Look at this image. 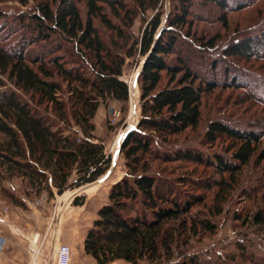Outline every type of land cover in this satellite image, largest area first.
<instances>
[{"label":"trees","instance_id":"obj_1","mask_svg":"<svg viewBox=\"0 0 264 264\" xmlns=\"http://www.w3.org/2000/svg\"><path fill=\"white\" fill-rule=\"evenodd\" d=\"M163 1L34 0L31 11L17 17L33 37L10 49L0 39V193L21 208L24 203L4 182L21 179L34 195L53 197L106 174L110 158L95 142L93 120L108 100L129 102L124 70L136 56L142 59L137 65L144 63L138 78L141 119L121 146L127 175L112 187L109 204L99 210L85 239L86 254L98 264H176L175 250L188 246L199 229L217 231L211 218L190 215L204 203L203 195H182V188L194 183L200 190L217 189L211 217H218L248 167L264 162V131L224 121L209 124L204 145L230 141V157H206L194 147L176 146L188 131L199 128L205 96L215 89L190 65L192 8L196 1L223 12L230 6L228 0H173L164 27L163 15L157 13L141 39H132L136 18L159 11ZM6 2L28 7L31 0H0V5ZM223 23L227 27L226 16ZM197 41L206 50L216 48L214 39ZM261 41L264 33L227 46L223 56L264 62V51L255 50ZM175 164L213 169L220 179L197 183L183 175L172 180ZM79 200L76 206L83 205ZM235 219L264 230V206L245 217L236 213ZM240 249L245 261L246 249ZM250 259L248 264H264ZM180 264L202 263L191 257Z\"/></svg>","mask_w":264,"mask_h":264},{"label":"rangeland","instance_id":"obj_2","mask_svg":"<svg viewBox=\"0 0 264 264\" xmlns=\"http://www.w3.org/2000/svg\"><path fill=\"white\" fill-rule=\"evenodd\" d=\"M227 12L221 11L213 5L196 1L191 19L192 58L191 67L199 72L205 81L215 85V89L208 92L202 105V121L195 131H188L178 139L176 146H190L212 157L215 154H226L231 147L230 141H220L214 146L204 145V137L212 121H224L238 129L264 131V62L245 61L242 59H226L224 49L238 41L249 38H260L264 33V0H228ZM175 2L164 0L159 11H148L145 17L139 15L130 29L132 39H141L148 22L155 15H163V26ZM34 0L28 7L17 2H6L0 5V39L7 48L19 47L23 39H31L33 34L17 17L23 12L31 11ZM242 7V8H241ZM226 16L227 27L223 23ZM147 20V21H146ZM187 30L183 35H187ZM216 40V48L206 50L200 42ZM189 49V45H187ZM255 50L264 51V41L258 42ZM187 57V59H189ZM136 56L128 61L122 80L129 85L130 99L128 103L108 100L101 104L93 120L95 125L96 143L103 145L110 167L106 174L98 181L77 190H68L63 195L55 194L50 197L43 192L34 195L32 190L23 184L21 179H14L3 183V187L14 194L16 199L24 203V207H17L14 202L0 193V222L29 224L36 233L32 234L38 242L39 252L45 249L44 243L56 234L60 246L69 247L76 259L79 258L78 249L88 231L98 219L99 210L109 204V195L114 185L121 182L127 175L125 157L121 154V146L127 134L135 129L141 119V94L138 78L144 63ZM234 82L241 83V89L233 88ZM82 137V136H81ZM177 164L171 166L175 169ZM171 179L187 175L192 182L201 183L209 179H220L213 169L183 165L176 168ZM241 183L235 187L224 205V213L218 217H211L219 191L217 189L200 190L194 183L190 187L182 188V195H203V204H199L191 211V216L211 218L217 225L215 234L198 230L188 241V246L175 250L173 263L180 264L183 259L188 261L197 257L202 264H248L246 260L254 257L256 261L264 260V230L259 227L244 224L235 219V214L242 217L249 212H256L264 206V162L254 161L242 176ZM181 195V196H182ZM250 197H248V196ZM80 199L83 205L76 206L75 199ZM2 225V223H0ZM2 227V226H0ZM54 230V231H53ZM0 237L5 238L0 234ZM6 239V238H5ZM86 239V238H85ZM35 239H33L34 241ZM7 241V239H6ZM246 249V260L241 259L242 249ZM47 253H45V256ZM35 258V259H36ZM36 261V260H35ZM111 264H128L117 261Z\"/></svg>","mask_w":264,"mask_h":264},{"label":"crops","instance_id":"obj_3","mask_svg":"<svg viewBox=\"0 0 264 264\" xmlns=\"http://www.w3.org/2000/svg\"><path fill=\"white\" fill-rule=\"evenodd\" d=\"M0 223H2L0 234L7 239V245L0 259V264H55L56 253L61 245L56 234L52 236L51 240L44 243L45 249L43 248L38 258H36V253L39 252V241L36 243V237L38 236L34 237L33 234L36 232L31 229L29 224L5 223L4 220ZM85 238L86 236L78 249L80 259H76L73 255L71 264H98L94 258L86 254ZM33 239L35 240L33 241ZM45 253H47L46 256Z\"/></svg>","mask_w":264,"mask_h":264},{"label":"built area","instance_id":"obj_4","mask_svg":"<svg viewBox=\"0 0 264 264\" xmlns=\"http://www.w3.org/2000/svg\"><path fill=\"white\" fill-rule=\"evenodd\" d=\"M7 241L5 238L0 237V259L4 253L6 248ZM56 261L55 264H71L72 263V250L67 246H60L56 253Z\"/></svg>","mask_w":264,"mask_h":264}]
</instances>
